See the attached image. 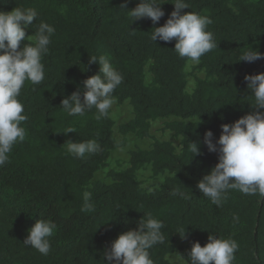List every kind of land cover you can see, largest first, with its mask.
Returning <instances> with one entry per match:
<instances>
[{
	"label": "trees",
	"instance_id": "obj_1",
	"mask_svg": "<svg viewBox=\"0 0 264 264\" xmlns=\"http://www.w3.org/2000/svg\"><path fill=\"white\" fill-rule=\"evenodd\" d=\"M139 2L0 0V11H37L27 35L41 22L55 28L42 57L45 79L38 85L26 81L18 97L27 116L21 125L25 139L0 166V264H108L104 252L111 242L136 229L144 214L164 224V242L149 250L153 264H171L168 255L176 242L183 245L186 264L193 243L205 246L210 234L237 242L232 264H264V196L230 189L216 205L196 187L218 163V152L203 143L205 132L212 131L215 143L222 124L253 111L244 78L264 73V59L239 60L248 46L264 53V0H186L189 9L183 12L210 18L206 30L218 45L191 71V60L173 51L174 40L150 39L174 10V0L161 5L165 15L156 24L150 18L132 22L127 10ZM92 56L106 57L123 77L114 101H128L132 118L118 127L121 141L114 137L110 112L97 120L94 108L70 117L60 107L65 96L98 73L99 65L89 63ZM189 77L194 83L187 91ZM158 119L167 120L162 128L180 138L178 147L153 139L149 148L129 152L125 168L109 170V181L94 178L128 133L148 138L150 123ZM69 127L76 132L64 134ZM93 139L100 151L83 159L67 155L63 147L67 140ZM192 142L199 144V155L194 156ZM147 167L153 178L166 174L153 188L143 187L136 176ZM86 193L91 211H82ZM38 219L56 225L47 255L23 244Z\"/></svg>",
	"mask_w": 264,
	"mask_h": 264
},
{
	"label": "clouds",
	"instance_id": "obj_2",
	"mask_svg": "<svg viewBox=\"0 0 264 264\" xmlns=\"http://www.w3.org/2000/svg\"><path fill=\"white\" fill-rule=\"evenodd\" d=\"M165 3L167 0H140L127 12L132 22L150 18L156 24L165 15L161 8ZM172 4L174 10L169 18L163 26L153 29L150 39L154 43L157 39L164 42L175 40L173 51L180 58L199 62L203 55L218 47L213 34L206 30L212 21L195 12H183L189 9L186 0H174ZM37 16L33 8L15 7L9 12L0 11V166L9 161L13 146L25 139V129L21 125L27 116L22 114L24 107L18 100L22 87L26 81L38 85L45 79L42 57L49 50L55 28L41 22L34 34L27 35L25 29L33 25ZM259 59H264V53L248 46L239 61L252 63ZM89 63L99 65L98 73L84 80L82 88L65 96L60 107L70 117L84 116L94 108L95 119L100 120L108 117L114 103L113 93L123 77L104 56H92ZM244 79L254 97L253 111L231 124H222L215 143L211 130L204 134L203 143L209 152H218V163L197 182L196 187L216 205L230 189L246 195L259 193L264 196V111L258 110L264 109V73L245 75ZM73 132H76L75 128L69 127L63 133ZM192 145L194 156L199 155V144L192 142ZM63 147L67 155L79 159L100 151V145L94 139L67 140ZM89 199L90 194L86 193L82 211L92 210ZM163 228L162 221L144 214L136 229L123 232L111 242L104 257L108 264H153L149 250L164 242ZM55 229L52 221L38 219L28 230L23 244L47 255L51 249L49 238ZM237 249L235 240L210 234L205 246L193 243L186 264H232Z\"/></svg>",
	"mask_w": 264,
	"mask_h": 264
},
{
	"label": "rangeland",
	"instance_id": "obj_3",
	"mask_svg": "<svg viewBox=\"0 0 264 264\" xmlns=\"http://www.w3.org/2000/svg\"><path fill=\"white\" fill-rule=\"evenodd\" d=\"M175 41V40H174ZM195 63L190 61L187 64V70L191 71V67ZM197 77L202 78L204 76L203 72L195 73ZM146 79L149 80L148 73L146 74ZM193 79L191 77L188 78L187 91H190L193 87ZM110 116L114 121L113 134L117 141L122 140V135L118 131L119 125L126 123L132 118L131 107L128 101H124L123 103H117L114 101L111 109L109 110ZM164 119H158L150 123L149 128V136L148 138H137L134 134L128 133L125 138V144L123 146L118 147L114 151L111 152L106 167L100 169L95 174V179L101 181H109L107 177V172L109 170H120L127 166V162L129 159V152L135 149H147L150 147L153 139L160 141H170L174 144V146L178 147L180 142L179 137H175L172 132L163 129ZM166 174L158 175L157 177H152L150 168H144L137 172V179L141 182V185L145 188H153L157 186L164 178ZM182 244L176 242L174 245V252L168 255V260L171 264H184V259L182 258L183 248Z\"/></svg>",
	"mask_w": 264,
	"mask_h": 264
}]
</instances>
